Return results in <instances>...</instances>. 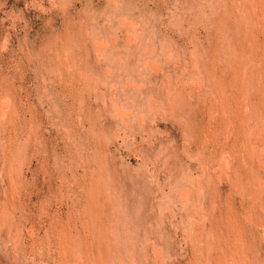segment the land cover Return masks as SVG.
I'll return each mask as SVG.
<instances>
[{"label":"rangeland","instance_id":"374dc122","mask_svg":"<svg viewBox=\"0 0 264 264\" xmlns=\"http://www.w3.org/2000/svg\"><path fill=\"white\" fill-rule=\"evenodd\" d=\"M0 264H264V0H0Z\"/></svg>","mask_w":264,"mask_h":264}]
</instances>
